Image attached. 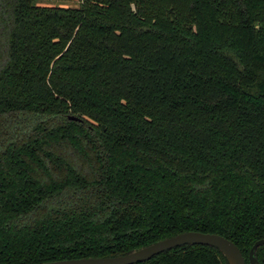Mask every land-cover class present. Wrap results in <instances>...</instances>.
Listing matches in <instances>:
<instances>
[{
	"label": "trees",
	"instance_id": "16d2710c",
	"mask_svg": "<svg viewBox=\"0 0 264 264\" xmlns=\"http://www.w3.org/2000/svg\"><path fill=\"white\" fill-rule=\"evenodd\" d=\"M2 23L0 264L123 255L185 231L225 236L251 264L264 0H0ZM137 264L229 263L186 244Z\"/></svg>",
	"mask_w": 264,
	"mask_h": 264
},
{
	"label": "water",
	"instance_id": "95a60500",
	"mask_svg": "<svg viewBox=\"0 0 264 264\" xmlns=\"http://www.w3.org/2000/svg\"><path fill=\"white\" fill-rule=\"evenodd\" d=\"M69 117L70 119H78L75 116ZM186 244L213 246L222 252L229 264H246L240 248L232 240L217 233L201 231L181 232L123 255L61 259L41 264H137L146 262L162 252ZM262 244H264V239L256 241L251 247L249 252L251 264H260L256 256V249Z\"/></svg>",
	"mask_w": 264,
	"mask_h": 264
},
{
	"label": "rangeland",
	"instance_id": "374dc122",
	"mask_svg": "<svg viewBox=\"0 0 264 264\" xmlns=\"http://www.w3.org/2000/svg\"><path fill=\"white\" fill-rule=\"evenodd\" d=\"M37 5L45 6H71L77 7L80 4V0H35ZM7 49V34L4 24L0 26V62L3 59L5 50Z\"/></svg>",
	"mask_w": 264,
	"mask_h": 264
}]
</instances>
